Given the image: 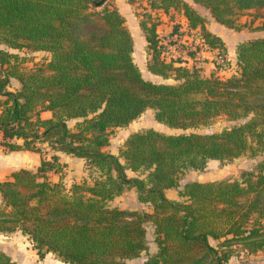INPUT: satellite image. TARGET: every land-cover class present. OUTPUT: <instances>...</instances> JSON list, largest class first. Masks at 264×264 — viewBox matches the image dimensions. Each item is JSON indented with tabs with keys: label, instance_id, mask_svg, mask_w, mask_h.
Segmentation results:
<instances>
[{
	"label": "trees",
	"instance_id": "16d2710c",
	"mask_svg": "<svg viewBox=\"0 0 264 264\" xmlns=\"http://www.w3.org/2000/svg\"><path fill=\"white\" fill-rule=\"evenodd\" d=\"M193 1L229 27L239 12L254 8L260 18L256 28L264 30V0ZM106 2L0 0V43L7 47L0 48V144L42 151L39 143H45L50 150L83 158L99 172L92 181L67 186L48 176L50 170L60 171L55 154L36 168L11 171L0 179V232L19 230L39 258L52 252L67 264H127L148 249V228L156 250L142 264H228L232 243L249 253L264 250V157L241 178L188 180L179 189L180 199L165 192L186 168L263 149L264 34L236 43L230 75H202L180 57L165 59L157 23L142 18L151 49L147 67L172 80L154 81L133 59L124 15ZM146 6L181 10L187 33L223 57L216 68L228 66L223 38L188 0H146ZM22 47L50 56L44 65L18 67L20 57L10 49ZM11 77L18 81L16 88L9 86ZM147 108L159 122L183 131L139 129L127 135L119 153L103 149L111 128L126 125ZM44 110L50 114L42 116ZM218 117L227 121L219 131H185ZM143 168L148 169L144 176L126 172ZM130 188L150 210L111 204ZM0 264L22 263L0 250Z\"/></svg>",
	"mask_w": 264,
	"mask_h": 264
},
{
	"label": "rangeland",
	"instance_id": "374dc122",
	"mask_svg": "<svg viewBox=\"0 0 264 264\" xmlns=\"http://www.w3.org/2000/svg\"><path fill=\"white\" fill-rule=\"evenodd\" d=\"M194 9L199 12L205 19L206 26L210 30L219 31L224 38L225 49L223 50L224 57L228 59L229 63L225 69L216 68L215 56L217 55L215 49H209L205 45L200 43L196 44L197 38H192L190 33H187L188 20L184 19L180 14L181 10L170 7L164 11L159 9L157 12L154 9H150L146 6V0H107L105 5L118 7L120 12L124 15L125 24L130 30L133 37V59L138 65L142 75L154 81H172L170 78L163 79L159 75H155L147 67V63L151 60V49L149 48L148 41L145 38L143 29L140 26V20L146 18L150 23L153 21L156 24V31L162 37H164L165 45L167 48L164 52L165 59H170L177 53H182L181 63L189 68L195 67L196 70L202 75H209L213 68V73L219 76L230 75L236 68L235 66V51L234 45L245 38L251 36H257L264 34V30L256 28V25L260 22V18L255 15L256 9L244 10L239 12L235 17L234 27H229L216 21L210 14L207 7L201 3L188 0ZM158 10V9H157ZM145 11L149 16H146ZM195 29H198L196 27ZM194 29V30H195ZM193 31V30H192ZM196 39V40H194ZM188 47L189 51L193 50V55L189 54L185 48ZM0 48H7L4 44L0 43ZM16 52L20 59L18 67L35 68L40 65H44L50 56V52L45 50H30L28 48H13L10 49ZM177 59V58H175ZM179 59V57H178ZM11 60V59H10ZM6 64H4L5 66ZM9 86L16 88L18 81L15 78H10ZM227 121L224 117H218L212 123L202 125L194 128L185 129L186 132L195 131H219L224 128ZM70 127L74 125V121H69ZM155 128L167 133H177L183 131L181 128H172L168 125L159 122L155 116L152 108L145 109L140 115L135 117L129 123L124 126H118L111 128L109 134V143L103 146V149L109 150L115 153H119L122 148L123 142L127 135L135 130L145 128ZM1 140V136H0ZM42 147V151L27 150L23 153L24 162L22 165L25 167L36 168L42 158L51 159V155L55 154L57 160L61 164L60 171L50 170L48 173L49 178L57 180L62 179L65 185L78 180L85 179L92 181L94 177L98 175V171L92 167H88L83 158L75 157L70 154L63 153L61 151H53L48 148L45 143H39ZM11 150L5 148L0 144V154H7ZM239 159H229L220 161L218 159L209 160L202 168H186L184 171L178 173L177 184L165 189L166 194L171 198L180 199L183 198L179 195V189L188 180H213L222 178H241L242 171L253 169L255 164L264 157L263 149L256 155L250 156L248 154L237 156ZM1 164V161H0ZM148 169L143 168L139 171H132L127 169L128 175H140L144 176ZM9 175L7 171L0 174V178ZM111 204L118 206L132 207L140 206L145 210H150L151 206L148 202H140L137 199V193L133 188L125 189L120 194L116 195L111 201ZM148 248L151 247L150 243L153 237L151 228L147 229L146 233ZM213 244L217 243V240L211 239ZM234 249L233 260L238 262L246 261V264H264V250L259 249L256 252L249 253L242 249V245L238 243H232ZM0 250L10 255L13 259L21 262L22 264H63L52 252H48L43 258H39L36 253V249L33 248L32 242L27 235L22 234L19 230L12 232H0Z\"/></svg>",
	"mask_w": 264,
	"mask_h": 264
},
{
	"label": "crops",
	"instance_id": "0c3cea01",
	"mask_svg": "<svg viewBox=\"0 0 264 264\" xmlns=\"http://www.w3.org/2000/svg\"><path fill=\"white\" fill-rule=\"evenodd\" d=\"M156 11L159 12V14H160V12H162L160 10H156ZM180 15L184 19H186L185 16L183 15V13H181ZM212 31L215 32L216 34L220 35L223 38V36L220 34L219 31H215V30H212ZM223 40H224V38H223ZM235 45L233 46L234 47V51H235ZM213 68H215V67H210L209 70L210 71H213ZM49 114H50V112L48 110H44V111L41 112V115L42 116H48ZM27 150H30V149H14V150H11L7 154L6 153L5 154H0V161H1V164H0V174L2 172H4V171L5 172L7 171V173L9 174V175H5V176L1 177L0 179H5V178L10 177L11 171H13V170H15V169H17L19 167L24 166V165H22V162H24V158H23V153H21V152H25ZM63 153H65V152H63ZM75 157H77V156H75ZM209 160H215V159H209ZM29 168H31V167H29ZM49 172L50 171H48V173ZM150 245H151V247H149L146 250H143L138 256L127 259L126 260L127 264H142L146 260V258L148 257V255H150L151 253H153L156 250V244H155L154 241H151ZM233 258H234V255H231L229 257L228 264H237V260L234 261ZM63 264H67V263H63ZM238 264H246V261H244V262L243 261L238 262Z\"/></svg>",
	"mask_w": 264,
	"mask_h": 264
},
{
	"label": "built area",
	"instance_id": "2783aa9c",
	"mask_svg": "<svg viewBox=\"0 0 264 264\" xmlns=\"http://www.w3.org/2000/svg\"><path fill=\"white\" fill-rule=\"evenodd\" d=\"M160 40L162 41V43H166L167 41H165V39H164V37H162V36H160ZM194 40H196V39H194ZM197 42H196V44L197 43H201V39L200 38H197V40H196ZM166 48H167V45H166ZM187 51H189V49H188V47H186L185 48ZM181 55H182V53H177V55L176 56H172V58H177V57H181ZM215 60L217 61V62H220V61H222L223 60V57L220 55V54H217L216 56H215ZM0 136H1V134H0Z\"/></svg>",
	"mask_w": 264,
	"mask_h": 264
},
{
	"label": "water",
	"instance_id": "95a60500",
	"mask_svg": "<svg viewBox=\"0 0 264 264\" xmlns=\"http://www.w3.org/2000/svg\"><path fill=\"white\" fill-rule=\"evenodd\" d=\"M235 159H239V157H235Z\"/></svg>",
	"mask_w": 264,
	"mask_h": 264
}]
</instances>
